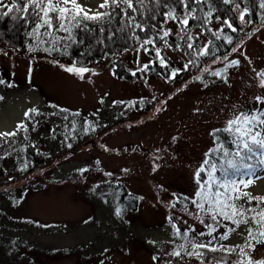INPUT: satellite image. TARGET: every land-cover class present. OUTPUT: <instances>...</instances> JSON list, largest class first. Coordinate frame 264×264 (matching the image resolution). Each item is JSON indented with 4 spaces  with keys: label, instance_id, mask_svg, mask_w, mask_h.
Returning a JSON list of instances; mask_svg holds the SVG:
<instances>
[{
    "label": "rangeland",
    "instance_id": "1",
    "mask_svg": "<svg viewBox=\"0 0 264 264\" xmlns=\"http://www.w3.org/2000/svg\"><path fill=\"white\" fill-rule=\"evenodd\" d=\"M78 2L92 13L103 12L98 7L103 0ZM123 58L132 70L136 69V63L146 61L140 53H127ZM232 61L238 64L233 65ZM89 70L81 77L65 71V67L57 66L51 59L0 48L3 77L0 133L15 131L28 111L45 107L47 100L88 113L96 112L98 106L105 125L101 134L65 156L58 165H47L42 177H30L31 190L21 202L9 205L5 195L8 188L13 191L21 187L23 180L0 184V236L18 235L53 248L91 245L96 252L107 254L103 264H150V251L175 260L177 256L172 253L180 251V245L191 247L193 243L211 241L209 247L223 245L225 248H236L244 243L247 229L257 226L250 219L248 224L239 227L232 224L235 231H228L227 240H220L222 231L211 235L198 233L196 213H189L183 222L185 230L181 233L188 232L186 239L176 236V229L168 219L171 214L179 215L171 205L174 192L191 193L196 189L192 176L214 141L213 132L225 128L227 121L240 112L264 110V104L255 100L257 96H264L257 76L264 71V23L226 57L208 64L202 71L194 70L180 81L168 83L151 77L144 85L115 79L109 62L94 64ZM217 72L219 76L214 74ZM141 95L150 102V110L130 115L128 121L117 122L112 108L114 102ZM174 139L177 151L158 160L171 148ZM131 145L137 149L130 151L128 146ZM88 167H102V172L90 175L87 187L69 184V179L62 184L45 181L75 176ZM256 176L259 178L242 191L253 197H264V171H258ZM111 179L123 183L128 192L140 197L134 213L122 218L116 215L119 190L100 185L101 181ZM97 186L98 189L94 188ZM235 203L249 208L246 197ZM21 216L44 223L70 221L77 224L58 233L23 228L15 231L14 219ZM89 217L90 221L82 222ZM179 220L182 222L183 216ZM257 251L263 256L264 244H260ZM74 262L70 257L58 264Z\"/></svg>",
    "mask_w": 264,
    "mask_h": 264
},
{
    "label": "trees",
    "instance_id": "2",
    "mask_svg": "<svg viewBox=\"0 0 264 264\" xmlns=\"http://www.w3.org/2000/svg\"><path fill=\"white\" fill-rule=\"evenodd\" d=\"M6 1L3 4L8 6L17 2V0ZM25 2L26 0H18V6H22ZM262 3L264 0H230L229 3H224V0H188L186 9L180 0H160L159 3L156 0H151V2L145 0V8L135 4L138 11L132 12L128 9V12L146 31L129 27L127 18L120 9L112 12L109 8L102 10L112 14L100 20L81 19L78 26L71 27V37L68 32L50 30L46 26L37 30L36 25L40 21L31 7L28 12L14 8L6 16L3 13L8 9L0 7V48H7L37 58L51 59L57 66L65 68L75 66L90 69L94 64L109 62L112 76L115 79L143 83L155 77L162 78L169 83L182 80L184 76L191 75L194 70L202 71L208 64L220 61L231 53L242 40L254 32L258 25L264 23V8L260 6ZM123 7L125 6L122 5ZM170 10L174 12L175 19L167 17ZM192 10H194L192 15L195 18H189L187 26L181 25L179 20L187 17L189 11ZM242 12L245 13L243 20L240 18ZM225 20L232 24V28L224 23ZM165 31L169 32L166 37L163 36ZM145 40H151L152 43L146 44ZM189 44L192 45L191 48ZM202 50L207 54L198 55ZM127 53H140L146 61L143 64L136 63V69L132 70L123 58ZM161 59L164 61L163 65L160 62ZM2 79L0 74V81ZM47 101L45 107L27 112L24 121L20 123L23 128L13 131L15 135L0 136V184L24 181L21 187L13 190L16 192L14 195H12L13 191L7 187L8 192L5 197L9 205L13 202H21L24 196L28 195L31 190L29 188V181L32 180L30 177H42L47 165H58L65 156L87 145L88 141L101 134L105 128L98 106L96 112L88 113L78 108L71 109L55 101ZM112 108L115 120L125 122L128 121V116L147 112L151 107L148 99L141 95L126 100L118 99ZM217 137L220 138L218 142L224 143L231 139L224 131H214V141L210 148L216 146ZM176 144L177 141L174 139L171 148L158 157V160L169 157L177 151ZM128 147L130 151L137 149L132 145ZM105 150L108 151V149ZM146 157L150 158V155L146 154ZM152 162L158 164V161ZM97 168L88 167L75 176L55 180L48 178L45 181L62 184L69 179V184L77 186L84 184L83 186L87 187L90 175L102 172V167ZM192 181L196 189L191 190V193H184L181 190L174 192L175 198H172L171 205L175 204L179 215L175 216L177 219L173 217V214L168 215V218L171 217L168 220L175 225V229L183 231L185 230L183 222L186 217L196 213V219L200 216L205 221L201 223L200 219H197L198 233L208 234L209 230L206 225L213 222L208 214L201 213L191 203L198 187L194 175ZM100 185L119 190L116 196V206L120 209V215H118L120 218L123 215L128 216L134 213L138 208L140 197L128 192L123 183L111 179L110 182L101 181ZM185 197L188 199L185 200ZM247 204L249 208H256L257 211L264 208V204L258 205L255 200ZM165 206L167 209L169 204L168 207L167 204ZM180 215L183 216L182 222L179 220ZM90 219L91 217L86 218L82 222L90 221ZM217 219L219 224L214 232L225 233L232 229L233 225L230 221L220 217ZM14 220L17 222L14 223L17 226L13 227L15 231H21L23 228V230L37 229L44 233L66 231L77 224L70 221L68 223L60 221L44 223L28 216L17 217ZM254 229H257V226ZM245 243L246 240L237 245L236 251L231 254L224 251H210L212 247L209 246L195 249L202 253L201 257L187 254L193 251L192 246L184 247L180 250L181 255L175 260H168L150 251V264H202V260L207 264H217V262L223 264L225 261L231 264L240 259L238 246H244ZM253 243L255 248L253 250L246 248L245 251H248L254 260L264 259V255L260 256L257 251L259 245L264 242L253 241ZM70 257L74 258V264H103L107 261V254L96 252L91 245L80 244L53 248L33 243L18 235L0 236V264H58L59 261Z\"/></svg>",
    "mask_w": 264,
    "mask_h": 264
},
{
    "label": "snow or ice",
    "instance_id": "3",
    "mask_svg": "<svg viewBox=\"0 0 264 264\" xmlns=\"http://www.w3.org/2000/svg\"><path fill=\"white\" fill-rule=\"evenodd\" d=\"M156 2L159 3L160 0H156ZM180 2L184 4L186 9L188 8V0H180ZM229 2L230 0H224V3ZM135 4H139L141 8H145V0H103V3L98 7L101 9L110 8L112 12L120 9L127 18L129 27L146 31L140 23L135 22V18L128 12V9H131L132 12L138 11L134 6ZM122 5L125 7L122 8ZM260 6L264 8V3ZM0 7H6L8 9L7 12L3 13L5 16L12 12L14 8L28 12L29 7H31L40 21L36 25L37 30L46 26L50 30L68 32L69 37H71V27L78 26L81 19L100 20L104 16H110L112 14L110 12L92 13L91 9L85 10V7L78 0H26L22 6H18V0L11 6L3 4L2 0H0ZM193 11H189L188 16L179 20V23L187 26L189 18H195L192 15ZM244 16L245 13L242 12L240 16L241 20L244 19ZM167 17L170 19L176 18L174 12L171 10L167 13ZM224 23L229 28H232V24L227 20ZM48 34L51 35V33ZM168 35L169 32L167 31L163 33L165 37ZM144 42L146 44L152 43L151 40H145ZM188 46L189 48L192 47L191 44ZM206 54L207 52L203 50L198 53V55ZM157 55L159 56L158 49ZM160 62L162 65L164 64L163 59ZM231 64H238V61H232ZM65 71L82 77L85 72L90 70L73 66L65 68ZM214 74L217 76L220 75L219 72ZM257 76L260 78V87L264 88V71L258 72ZM0 83H3V81H0ZM255 100L258 103L264 104V96H257ZM17 128H23V125H17ZM215 131H224L231 139L227 143H224L218 142L220 138L217 137L216 146L205 152V159L194 174L198 187L194 193V198L191 199V203L201 213H206L210 216L213 223L206 225L209 230V235L216 230V226L219 224L218 217L230 221L236 227H239L241 224H248L250 219L252 223L257 225V229L251 227L247 229L248 237L245 245L238 246L240 259L231 262V264H264V259L254 260L249 252L245 251L246 248L249 250L255 248L253 241L256 243L264 242V208L259 211L256 208L244 209L235 203L246 197L249 203L255 200L258 205L264 204V197H253L250 193L242 191V188L249 187L254 183V179L259 178L256 176L258 171H264V110H257L251 113L240 112L227 121V126L224 129H217ZM13 135H15L14 132L0 133V136ZM201 174L204 175L202 176ZM184 199L187 200L188 198L185 197ZM173 207H175V204H173ZM248 213L252 215L249 216ZM116 215H120L119 208L116 209ZM197 219H200L201 223H205L202 217L197 216ZM173 227L175 228V225ZM229 231H235V229H229ZM175 234L185 239L188 236V232L181 233L178 228H176ZM201 235H204V233H201ZM227 239L228 232L220 236V240ZM209 244H211V241L208 244L193 243V251L187 254L201 257L202 253L195 251V249L207 248ZM179 247L180 250H183L184 245H180ZM209 250L213 252L224 251L225 253L231 254L236 251V248H225L221 245L220 248L212 247ZM172 254L179 256L181 255V251H174ZM202 264H207V262L202 260ZM217 264H221V262H217ZM223 264H228V262L225 261Z\"/></svg>",
    "mask_w": 264,
    "mask_h": 264
}]
</instances>
